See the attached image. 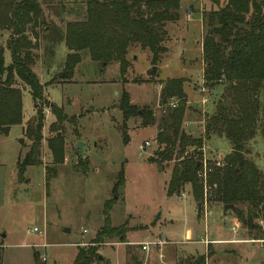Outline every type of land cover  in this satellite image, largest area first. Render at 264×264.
Listing matches in <instances>:
<instances>
[{"label": "rangeland", "instance_id": "rangeland-1", "mask_svg": "<svg viewBox=\"0 0 264 264\" xmlns=\"http://www.w3.org/2000/svg\"><path fill=\"white\" fill-rule=\"evenodd\" d=\"M85 1L38 0L50 27V32L48 28L38 32L33 51V71L46 103L41 106V166L28 167L18 179L16 165L31 145L24 130L35 116L30 93L19 83L22 124L11 127L7 136H0L1 264H73L78 247H88L107 221L108 227L123 230L125 239L124 243L117 238L105 239L98 247L99 264H187L188 260L193 264L197 256L207 252L206 264H263L264 241L252 240L259 237L258 230L234 226V213H221L214 205L203 208L198 216L189 186L179 196L167 195L173 163L159 167L148 162L159 151L155 144L162 115L158 83L166 81L165 76L185 81L188 110L182 128L194 138L202 136L201 123L213 114L221 95V87L210 91L199 86L204 69L200 62L204 36L201 15L215 9L211 0H177L179 20L168 25L169 43L165 45L171 54L162 63H168L165 72L158 63L151 74L149 53L143 55L134 48L128 58L131 61V55H136L138 61L125 82L120 80L116 64L100 73V66L90 61L87 52L81 54L71 74L64 71L68 51L51 29L60 35L67 23L84 20ZM8 37L0 31V46H5ZM5 63L9 64L8 57ZM125 91L132 104L152 111L154 125L141 127L139 119H130L124 142L119 104ZM258 100V118L263 120L264 83ZM53 109L62 112L65 120L57 123ZM50 139H54L53 152ZM145 142L149 147L142 153L139 146ZM78 143L82 144L81 152ZM246 149L245 158L253 160L261 171L264 139L259 131ZM230 153V144L216 138L205 146L203 159L220 163ZM45 169L55 173L47 186ZM121 171L124 183L113 191ZM34 228L40 233L29 234ZM205 239L210 244H202ZM145 243L149 244L148 253L141 249Z\"/></svg>", "mask_w": 264, "mask_h": 264}, {"label": "trees", "instance_id": "trees-1", "mask_svg": "<svg viewBox=\"0 0 264 264\" xmlns=\"http://www.w3.org/2000/svg\"><path fill=\"white\" fill-rule=\"evenodd\" d=\"M211 2L215 9L203 11L201 15L204 29L202 85L210 91L221 87V95L214 104L213 114L205 116L201 123L202 136L194 138L182 128L188 110L183 89L185 81L173 78L159 82L162 115L155 139L159 151L148 162L159 167L173 163L168 196H179L183 188L189 186L193 201L199 205L198 216L210 205L233 206L238 224L248 231L260 232L259 237L252 240L264 241V159L260 171L253 160L244 156L247 144L257 131L264 139V119L258 118V94L264 83V0ZM85 8V19L67 23L60 35L51 29L68 51L64 71L71 74L80 63L81 54L87 52L90 61L100 66V73L111 64L118 65L122 82L132 70L127 60L132 49L149 53L152 67L160 63L167 53L166 29L169 24L178 22L180 10L177 0H86ZM46 28L50 32L38 0H0V31L9 35L4 48L0 47V136H7L11 127L22 124V92L16 88L17 82L28 89L35 109V116L24 130L31 145L23 160L17 163L18 179L26 168L41 166L39 149L44 124L41 106L46 103L42 85L32 68L38 32H45ZM5 50L10 55V64L6 67ZM119 111L124 142L128 120L139 119L141 127L154 125L152 111L132 105L126 92L121 94ZM52 115L57 123L65 120L56 109L52 110ZM55 123L50 126L52 132ZM216 138L226 140L231 153L220 163L207 162L204 178L203 150ZM53 140L48 141L52 152ZM233 152L242 154L239 167ZM54 176V172L45 169L46 186ZM116 180L113 191L124 183L122 171ZM104 208L106 218L108 207ZM108 224L107 221V226L88 247H78L73 264H99L98 247L105 239L117 238L124 243V231L112 229ZM209 255L207 252L197 256L193 264H206ZM34 259H38L37 253Z\"/></svg>", "mask_w": 264, "mask_h": 264}, {"label": "crops", "instance_id": "crops-1", "mask_svg": "<svg viewBox=\"0 0 264 264\" xmlns=\"http://www.w3.org/2000/svg\"><path fill=\"white\" fill-rule=\"evenodd\" d=\"M188 11V10H187ZM177 24V23H176ZM176 24H174V25H176ZM167 29H168V27H167ZM166 29V30H167ZM167 33H168V30H167ZM8 35V34H7ZM168 37H169V34H168ZM167 43H169V41L167 42ZM166 43V44H167ZM0 47H2V48H4V45H1ZM165 48L166 49H168V47L165 45ZM141 51V50H140ZM143 52H146V51H142V53ZM200 53H201V45H200ZM170 54H171V50H169L168 49V51H167V53L164 55V57L162 58V60L160 61V63H161V65H162V63L163 62H165L166 60H167V58L170 56ZM143 55H144V53H143ZM149 56L150 55H148L147 56V61H148V63L150 64V58H149ZM3 57H4V65H5V67L6 66H8L9 64H10V55H9V53H8V51L7 50H5L4 51V53H3ZM6 57H8V60H9V64L8 65H6V63H5V60H6ZM129 54L127 55V60L131 63V66L132 67H135V65H136V63H137V61H138V58H137V56L136 55H131V61L129 60ZM201 62V67H202V61H200ZM159 63V64H160ZM166 64H168V63H165V65L162 67V72H165L164 70H166V67H167V65ZM34 67V66H33ZM117 67H118V65H117ZM156 69H157V67H156ZM200 69H202V68H200ZM132 70H133V68H132ZM132 70H129L128 72H127V74H126V76L124 77V79L127 77V75L130 73V71H132ZM32 71H33V68H32ZM33 73H34V71H33ZM118 73H119V71H118ZM201 73H202V70H201ZM119 75V74H118ZM162 75H165V74H163L162 73ZM167 79H173V78H169V77H167V76H165V79L164 80H167ZM127 84H129V83H126V85ZM199 86H200V88L202 87V76H201V83L199 84ZM160 87V86H159ZM16 88H19V89H21L22 90V88L19 86V82H17L16 83ZM199 91H201V90H199ZM213 91V90H212ZM126 92V91H125ZM127 93V92H126ZM128 94V93H127ZM186 94V93H185ZM129 96V95H128ZM129 99H130V97H129ZM187 101H188V98H187ZM204 101V100H203ZM205 101H207L206 99H205ZM130 103H131V101H130ZM132 104V103H131ZM132 105H134V104H132ZM134 106H136V105H134ZM137 107V106H136ZM129 121V120H128ZM24 124L25 123H23V125H22V128H21V131H22V129L24 128ZM127 124V123H126ZM188 125V124H187ZM201 132H203V130L201 129ZM188 134V133H187ZM202 134V133H201ZM190 135H192V134H190ZM22 136H23V131H22ZM193 136V135H192ZM31 143V142H30ZM16 169H17V165H16ZM27 169V168H26ZM26 171V170H25ZM25 173V172H24ZM219 208H221V213H226V211H224V207H222V206H218ZM219 210V209H218ZM218 210H216V211H218ZM231 212H233V211H231ZM234 226H238V222H237V219L235 218V220H234ZM3 238H4V236H3Z\"/></svg>", "mask_w": 264, "mask_h": 264}, {"label": "built area", "instance_id": "built-area-1", "mask_svg": "<svg viewBox=\"0 0 264 264\" xmlns=\"http://www.w3.org/2000/svg\"><path fill=\"white\" fill-rule=\"evenodd\" d=\"M205 90L204 89H201V92H204ZM206 101H205V99H204V101H203V103H205ZM173 106V105H172ZM174 107V106H173ZM148 147H149V144L147 143V142H145V143H143V145H140L139 146V150H140V152H144L145 151V149H148ZM145 148V149H144ZM203 153H204V150H203ZM203 162H204V165H203V177L205 178V173H206V166H207V162L203 159ZM35 233H40L39 232V230L38 229H36V228H34L32 231H30L29 232V234H35ZM83 233L85 234L86 232L85 231H83ZM201 243L202 244H204V245H208V244H210L209 242H208V240H203V241H201ZM141 249H142V251L143 252H146V253H148V251H149V244L148 243H145V244H143L142 246H141Z\"/></svg>", "mask_w": 264, "mask_h": 264}, {"label": "water", "instance_id": "water-1", "mask_svg": "<svg viewBox=\"0 0 264 264\" xmlns=\"http://www.w3.org/2000/svg\"><path fill=\"white\" fill-rule=\"evenodd\" d=\"M155 71H156V67H153L151 69V74H154ZM60 76L62 77L63 75L61 74ZM77 148H78L79 152H81L82 144L78 143L77 144ZM233 155H234V157L237 160V167H239L241 165V163H242V154H240L238 152H233ZM197 207H199V205ZM223 209H224V211H228V210L229 211H233L234 210V207L233 206H224Z\"/></svg>", "mask_w": 264, "mask_h": 264}]
</instances>
